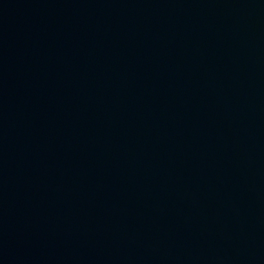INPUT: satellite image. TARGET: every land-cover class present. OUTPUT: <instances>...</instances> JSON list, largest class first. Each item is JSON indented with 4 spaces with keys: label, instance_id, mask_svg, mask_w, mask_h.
<instances>
[{
    "label": "water",
    "instance_id": "water-1",
    "mask_svg": "<svg viewBox=\"0 0 264 264\" xmlns=\"http://www.w3.org/2000/svg\"><path fill=\"white\" fill-rule=\"evenodd\" d=\"M0 264H264V0H0Z\"/></svg>",
    "mask_w": 264,
    "mask_h": 264
}]
</instances>
